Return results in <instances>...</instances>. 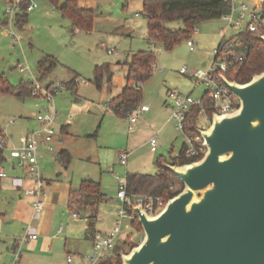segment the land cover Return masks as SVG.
Segmentation results:
<instances>
[{
    "label": "rangeland",
    "instance_id": "1",
    "mask_svg": "<svg viewBox=\"0 0 264 264\" xmlns=\"http://www.w3.org/2000/svg\"><path fill=\"white\" fill-rule=\"evenodd\" d=\"M30 1L37 3V7L27 11L28 22L19 26L16 23L17 14L13 18L7 14L6 0H0V75L14 87L21 83H36L37 80L43 85L51 82L67 84L68 87H64L54 97L55 108L60 113L56 125L60 127L71 114L73 123L77 120V116L82 119L79 130L85 134L78 148H85L89 155L94 157L96 162L91 163L94 174L107 193V199L102 202L99 210L100 229L113 228L117 209L122 204L117 197L119 179H125L128 171L157 173L159 167L156 160L160 159L163 164L170 163L185 144V134L176 128L175 122H167L170 115V110L164 103L165 98L168 97L167 90L177 89L184 94L190 93L194 98L200 97L205 91V86L196 85L190 72L203 68L204 61L210 64L215 57L214 51L222 39L224 37L228 39L238 31L244 30L248 19L240 29L228 26L223 18L202 21L197 25V31L192 32L189 37L183 38L170 49H166L160 43L155 47L152 45L155 48L153 50L156 54L157 69L147 81L142 83L143 94L140 103V105H149L151 110L141 114L134 126L135 132H131L127 124L129 118L125 120L114 114L109 104L127 81L125 57L108 54L104 49L99 52L94 49L89 50L81 43L78 44L73 40V29L68 18L63 17L59 11L55 14L51 13L53 2ZM245 1L251 8L256 7L254 1ZM239 4L240 2L237 1L236 8ZM141 16L139 19L143 25L138 28L137 35L131 42V48L136 51L146 50L142 38V33L146 31L145 19L143 15ZM238 16L239 11L236 9L234 19L237 20ZM178 25L182 26V22L169 23V26L174 28ZM223 31L226 32L225 36ZM188 39L196 40L194 50L188 46ZM47 54L57 57L61 64L50 75L40 78L38 61ZM121 58L122 62L117 63ZM105 62L109 63L110 72H103L98 82L97 65L100 66ZM21 67H24V70H21ZM184 67L188 70L186 74L181 72ZM73 73H76L78 82L73 84L74 88H70L72 85L68 81ZM47 105L48 101L44 97L31 93L19 96L15 92L0 91V128L3 130V132L0 130V134L4 133L6 140V145L3 147L5 161L0 163V168L3 167L7 171L9 164L17 162L11 155L12 149L20 146L21 137L28 131L40 127L36 115ZM200 120L205 122L207 127L210 125L204 113L200 114ZM33 121L38 122L39 126L32 127ZM152 136H156L158 140V148L155 152L151 151L149 143ZM129 137L130 142H128ZM132 137L134 139H131ZM128 143H130L129 147ZM120 146L122 148H118ZM127 147L133 149V152L128 164L122 165L120 152ZM175 188L182 189V185L176 184ZM128 234L130 236L125 242L118 240L121 245L119 248L121 261L122 254L128 253L141 243L145 235L142 225L134 226L130 219H126L121 235ZM94 251V247L91 246L89 254L80 257V262L90 264L88 256ZM73 256L76 257L74 254Z\"/></svg>",
    "mask_w": 264,
    "mask_h": 264
},
{
    "label": "water",
    "instance_id": "2",
    "mask_svg": "<svg viewBox=\"0 0 264 264\" xmlns=\"http://www.w3.org/2000/svg\"><path fill=\"white\" fill-rule=\"evenodd\" d=\"M221 79L238 109L196 129L207 148L200 159L164 163L183 187L156 215L135 207L145 235L121 264H264V71Z\"/></svg>",
    "mask_w": 264,
    "mask_h": 264
},
{
    "label": "crops",
    "instance_id": "3",
    "mask_svg": "<svg viewBox=\"0 0 264 264\" xmlns=\"http://www.w3.org/2000/svg\"><path fill=\"white\" fill-rule=\"evenodd\" d=\"M146 1L78 0L81 8L93 11V20L90 29L72 30L73 33H76L75 35L72 33L73 40L78 44L81 43L85 48L88 47L89 50L94 49L99 52L104 49L111 55H123L126 64L137 52L131 48V42L137 35L138 28L143 25L139 19L142 17L141 15L145 19L144 30L146 31L142 33L145 49L154 48L148 38L147 18L144 15ZM252 1L255 2V0ZM50 11L53 14L57 11L61 13L55 4L52 5ZM68 20L72 27V20L70 18ZM47 55L53 56L57 60V65L47 74L50 75L61 62L54 55ZM122 60V58L118 59L117 63H121ZM204 64L206 61L203 62ZM74 76L76 73H73L70 79ZM125 83H123V87L126 85ZM170 90L171 88L167 90V96ZM164 103L170 110L169 96L165 98ZM150 110L151 107L144 113L150 112ZM77 117L73 123L71 114L67 121L61 123L56 153L43 149L39 154V166L45 182V204L40 217L34 216L31 204L33 195L30 190L36 186L35 178L30 176L27 169L16 161L9 164L7 171L3 167L0 168V171L6 172L5 175H0V264H13V252L18 246L21 248L24 264H82L80 257L88 255L91 246L94 247V233L96 231L108 232L112 229H100L99 210L102 202L107 199V193L97 181V175L94 174V167L91 164L95 161L94 157L90 156L85 148H78L85 133L79 130L82 119L80 120V116ZM121 118L126 120L127 117ZM169 121L171 120L168 117L167 122ZM137 122L133 124L131 132H135L134 126ZM127 124L129 127L130 122L128 121ZM31 125L32 127L39 126L36 121H33ZM0 130L3 132L1 128ZM133 137L131 139H134ZM128 142H130V137ZM128 147L131 156L133 149ZM118 148H122V146ZM157 148L151 149V151L155 152ZM61 152H63L62 155ZM67 155L70 156V159L68 165L65 166L63 157ZM156 164L158 165L157 160ZM85 180H92L99 184L102 197L97 202L79 191ZM119 207L116 213L117 218ZM74 212H77L79 216L74 217ZM30 228L37 232L38 237L19 244L17 238L24 235ZM69 256H71L70 261L68 260ZM91 256V254L88 256L90 264Z\"/></svg>",
    "mask_w": 264,
    "mask_h": 264
},
{
    "label": "built area",
    "instance_id": "4",
    "mask_svg": "<svg viewBox=\"0 0 264 264\" xmlns=\"http://www.w3.org/2000/svg\"><path fill=\"white\" fill-rule=\"evenodd\" d=\"M28 1L24 10L32 11L37 7V3L31 2L30 0ZM237 1H239L240 4L236 8L235 4ZM228 2L230 3V11L222 17L227 21L228 26L240 29L246 22V19H248L245 29L256 32L259 35H264V12L261 7L256 6L251 8L245 0H228ZM236 9L239 11L237 20L234 19ZM5 10L6 13L10 14L13 18L15 14L23 11L22 0H6ZM197 29L198 27L195 26L194 31H197ZM237 33L228 39L225 37L222 39L221 43L214 51L215 57L210 64L206 63L203 68H197L190 72V76L193 77L196 85L203 84L205 86V91L200 97L194 98L190 93L184 94L177 89H171L169 91V120L175 122L176 128L181 130L186 136L184 144V155L186 157L201 158L207 150L204 139L200 133L197 132L191 135L186 131L188 128V116L193 107L201 108L196 121V129L207 128L205 122L200 120L201 113L205 114L207 122H211L213 114L225 115L236 111L239 107V99L221 79L222 75H226L232 60H238L243 57V52L237 50V47L243 44V41ZM225 34L226 32L223 31L224 36ZM187 43L190 49H195L196 41L194 39H188ZM155 45L156 44L153 43L154 47ZM155 69H157L156 62H154L152 66V71ZM21 70H24V67H21ZM181 72L186 74L188 70L184 67L181 69ZM77 82L78 80L76 78L73 84L75 85ZM66 86L67 84L63 82H51L46 85H43L38 80L36 83L32 82L30 93L35 96L44 97L48 101V105L42 112L36 115L40 127L28 131L23 135L20 146L14 147L11 151V155L17 160V163L20 166H24L29 175L35 178L36 186L30 190V193L33 195L31 204L35 217L41 216L45 204V182L42 178L39 166V154L43 149L50 152L56 151L61 128L56 125V120L59 118L60 113L55 108L54 97L55 94L62 91ZM133 86H142V83H133ZM205 94L213 102V113L211 116H209L204 109ZM149 108V105H139L134 112L128 115L130 131L133 130V124L139 120L141 114L149 110ZM150 144L152 150L157 148L158 140L156 136L151 137ZM5 145V135L2 133L0 134V146L4 147ZM129 156L130 151L128 149L122 150L120 152V163L122 165H127ZM0 175H5V172L1 170ZM117 197L122 202L118 210V218L110 231H96L94 233L95 251L91 256V264H96L99 260L108 258L117 245H119L118 240L121 242L127 240L130 234L121 235L122 228L126 219H130L132 223L134 220H138V214L135 210L136 206H141L142 212L149 216H153L158 214L165 207L167 202V200L161 196L129 193L127 190L126 178L119 179ZM73 216L77 217L79 214L74 212ZM37 237V232L30 228L24 235L17 238V242L21 244L28 239H35ZM22 255L21 248L18 246L13 252V264H24ZM68 260H71V256L68 257Z\"/></svg>",
    "mask_w": 264,
    "mask_h": 264
},
{
    "label": "trees",
    "instance_id": "5",
    "mask_svg": "<svg viewBox=\"0 0 264 264\" xmlns=\"http://www.w3.org/2000/svg\"><path fill=\"white\" fill-rule=\"evenodd\" d=\"M61 11L62 15L72 20V29H90L93 20V11L81 8L78 0H50ZM28 0H22L23 11L17 13L16 23L21 26L28 20L26 5ZM264 12V4L261 6ZM230 11V3L228 0H147L144 6V15L147 18L148 38L152 43H160L166 49L172 48L183 38L189 37L194 32V27L200 22L219 19ZM180 21L182 26L171 28L169 23ZM243 44L237 47V50L243 52V57L238 60H232L226 76L230 80L240 83L249 81L255 74L264 71V41L260 39V35L256 32L246 29L237 33ZM221 43V42H220ZM156 62V54L153 49L140 50L134 53L130 60L126 62L127 66V83L111 101L110 107L112 111L120 117H128L135 111L142 100V86H133V83H144L153 74L152 66ZM57 60L50 55L45 56L39 61L40 78L45 77L55 66ZM109 63L97 66V80L103 72H110ZM76 76L68 82L74 88L73 82ZM69 84V85H70ZM98 86L100 84L98 83ZM0 91L15 92L22 96L29 94L31 84L21 83L14 87L0 75ZM204 109L209 116L213 113V102L205 94ZM201 108L193 107L188 116L187 133L194 135L197 133L196 121ZM185 146L170 163L185 164L200 158L186 157L184 155ZM63 152H61V155ZM5 159L3 147L0 146V163ZM70 156L63 157V163L68 165ZM158 171L155 174L141 172H127V190L129 193L135 194H152L161 196L168 200L176 195L181 189L175 188L176 184L182 185L179 180L168 168H166L160 159L157 160ZM79 191L93 201H98L102 197L99 184L92 180H85ZM76 198V197H75ZM74 202V196H73ZM134 226L141 227L138 220L133 221ZM113 250L112 254L106 258L99 260L96 264H121V256L119 248Z\"/></svg>",
    "mask_w": 264,
    "mask_h": 264
}]
</instances>
